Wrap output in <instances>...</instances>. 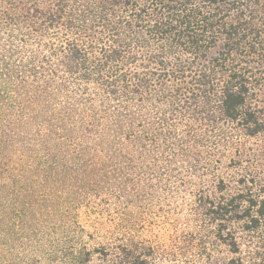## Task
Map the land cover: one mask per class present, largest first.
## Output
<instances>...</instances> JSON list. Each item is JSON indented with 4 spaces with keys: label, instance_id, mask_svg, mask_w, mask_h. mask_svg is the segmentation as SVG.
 Segmentation results:
<instances>
[{
    "label": "trees",
    "instance_id": "trees-1",
    "mask_svg": "<svg viewBox=\"0 0 264 264\" xmlns=\"http://www.w3.org/2000/svg\"><path fill=\"white\" fill-rule=\"evenodd\" d=\"M239 134L264 139V0H0V207L111 191L130 208L151 177L199 171L229 264H264V177L220 176ZM132 214L92 249L66 233L60 257L151 264Z\"/></svg>",
    "mask_w": 264,
    "mask_h": 264
},
{
    "label": "rangeland",
    "instance_id": "rangeland-1",
    "mask_svg": "<svg viewBox=\"0 0 264 264\" xmlns=\"http://www.w3.org/2000/svg\"><path fill=\"white\" fill-rule=\"evenodd\" d=\"M236 137L221 148L225 157L220 166V176L226 181L230 193L238 186L235 182L238 179L242 184L244 178L264 177L262 136L239 134ZM188 174L185 171L180 175L151 177L155 188L142 190L137 200L129 203L132 204L130 208L125 199L115 204L118 200L115 201L111 191L97 195L81 193L79 200L71 201L72 207H60L51 215L45 211L41 215L40 208L35 205L32 216L18 207H0V264H121L120 257L113 255L92 254L88 260L82 258L83 261H78L71 255L60 257L59 251L65 245L61 243L64 235L81 230L80 227L86 232L101 235L95 241L83 236L86 249L97 247L106 241L103 236L114 231L113 226L124 219L125 212L133 213L131 227L135 235L158 250L151 264H229L234 254L220 241L215 208L200 207L196 200L200 194L207 195L208 190L211 198L218 197L209 183L211 177L199 171ZM142 176L144 178L146 174ZM186 177L188 186L180 181ZM205 185L208 186L204 188ZM100 197L106 201L102 202ZM62 210L70 215L59 220L56 215ZM121 227L122 224L118 229ZM75 246L78 249L80 244Z\"/></svg>",
    "mask_w": 264,
    "mask_h": 264
}]
</instances>
